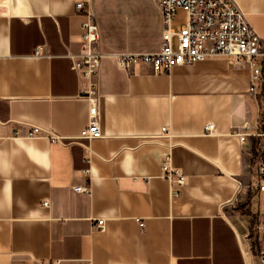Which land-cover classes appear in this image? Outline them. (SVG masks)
Listing matches in <instances>:
<instances>
[{"label":"crops","instance_id":"1","mask_svg":"<svg viewBox=\"0 0 264 264\" xmlns=\"http://www.w3.org/2000/svg\"><path fill=\"white\" fill-rule=\"evenodd\" d=\"M77 1L89 3L103 55L102 136L90 141L78 138L87 84L68 56L84 31ZM234 1L264 38V0ZM184 22L178 10L174 29ZM161 29L153 0L1 2L0 264H264L250 69L220 55L159 73L118 67L114 54L157 52ZM33 126L63 143L27 138ZM167 157L186 175L179 195L161 176Z\"/></svg>","mask_w":264,"mask_h":264},{"label":"built area","instance_id":"2","mask_svg":"<svg viewBox=\"0 0 264 264\" xmlns=\"http://www.w3.org/2000/svg\"><path fill=\"white\" fill-rule=\"evenodd\" d=\"M5 0H0L3 2ZM162 16V29L159 50L155 53H118L114 54L118 67L130 70L132 66H148L154 73L169 71L177 65L191 64L216 55L235 58V65H246L250 69L247 94L254 97L257 105L256 133L264 140V38L260 37L248 23L245 13L234 0H153ZM75 8L85 15L83 33L80 37V52L68 54L71 68L78 81H85L87 87L83 92L89 102L88 123L78 135L79 139L90 141L101 137L99 125L98 101L99 93L95 76L98 73L102 53L99 29L94 21V14L89 3L77 1ZM178 10H182L185 22L181 29L175 30L173 22ZM38 52V51H37ZM163 131L165 129H162ZM214 131L213 123H206L205 133ZM51 142L63 143V139L50 130L33 126L27 138H34L39 133ZM239 140L244 142L249 133H237ZM89 163V159H86ZM89 173V167L86 169ZM259 183L257 192L264 193V160L258 167ZM161 176L166 178L172 188L182 186L186 175L178 167L171 164L167 157L161 166ZM76 192H90L89 186L74 187ZM47 205L48 201H43ZM143 224H141V227ZM92 229L103 231L104 220L97 219ZM264 238V219L260 228ZM264 258V251L262 252ZM53 264H59L54 261Z\"/></svg>","mask_w":264,"mask_h":264},{"label":"rangeland","instance_id":"3","mask_svg":"<svg viewBox=\"0 0 264 264\" xmlns=\"http://www.w3.org/2000/svg\"><path fill=\"white\" fill-rule=\"evenodd\" d=\"M261 202H262V211H264V201L263 200H261Z\"/></svg>","mask_w":264,"mask_h":264}]
</instances>
